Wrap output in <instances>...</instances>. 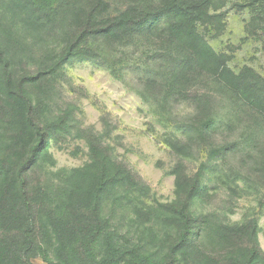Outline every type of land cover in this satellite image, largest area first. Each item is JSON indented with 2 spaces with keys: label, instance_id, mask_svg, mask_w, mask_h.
Listing matches in <instances>:
<instances>
[{
  "label": "rangeland",
  "instance_id": "obj_1",
  "mask_svg": "<svg viewBox=\"0 0 264 264\" xmlns=\"http://www.w3.org/2000/svg\"><path fill=\"white\" fill-rule=\"evenodd\" d=\"M31 1L28 7L44 25L39 34L21 30L9 43L0 39L14 76L35 74L45 53L58 58L71 44L83 50L52 70L50 61L41 69L47 73L27 85L37 121L65 115L69 126V133L50 134L54 165L36 169L33 181L56 180L46 170L82 166L90 159L89 146H99L148 187L143 218H154L151 238L161 232L156 202L175 199L176 174L199 172L204 193L191 211L204 219L197 241L203 254L223 262L231 250L246 246L244 235L225 233L252 219L264 252L263 113L212 74H192L187 82L182 76L176 83V63L184 58L169 42L167 17L152 27L102 31L106 22L138 16L164 0ZM198 32L251 95L264 100V3L210 0ZM5 107L0 95V120ZM116 208L111 199L104 203V213L124 233L131 222ZM129 233L135 241L136 229L130 226Z\"/></svg>",
  "mask_w": 264,
  "mask_h": 264
},
{
  "label": "trees",
  "instance_id": "obj_2",
  "mask_svg": "<svg viewBox=\"0 0 264 264\" xmlns=\"http://www.w3.org/2000/svg\"><path fill=\"white\" fill-rule=\"evenodd\" d=\"M209 2L164 0L159 7L138 16L122 14L106 22L102 31L134 25L152 27L167 17L169 42L184 58L176 63L175 82L180 84L182 76L187 82L190 75L199 72L212 74L264 115V100L251 95L240 75L198 32ZM27 3L32 1L0 0V39L9 43L12 34L21 30L39 34L43 22ZM33 38L39 39L38 35ZM74 47L67 46L58 58L45 53L46 60L35 74L14 76L0 40V95L6 105V114L0 120V264H35V259L40 264H264L256 219L226 229L227 235L229 230L237 231L238 238L244 235L247 243L231 250L223 262L200 250L197 241L204 219L191 211L193 201L204 193L199 172L189 177L176 174L175 199L156 202L161 232L151 238L155 224L150 222L154 218H143L148 187L134 181L129 171L99 146H89L90 159L82 166L46 170L48 175L55 174L56 180L52 176L42 183L33 181L36 169L54 165L48 150L50 134L69 133V126L65 115L44 124L37 121L27 85L47 73L41 69L50 61L52 70L82 53ZM109 199L117 210L127 214L130 226L136 229L135 241L130 239V226L123 233L104 213V203Z\"/></svg>",
  "mask_w": 264,
  "mask_h": 264
}]
</instances>
